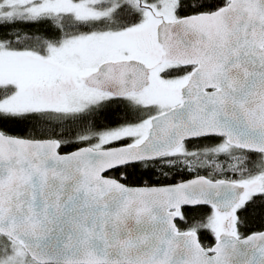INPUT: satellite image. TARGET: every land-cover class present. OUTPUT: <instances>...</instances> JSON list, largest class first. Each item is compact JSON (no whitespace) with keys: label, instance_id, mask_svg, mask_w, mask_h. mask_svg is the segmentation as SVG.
Listing matches in <instances>:
<instances>
[{"label":"snow or ice","instance_id":"obj_1","mask_svg":"<svg viewBox=\"0 0 264 264\" xmlns=\"http://www.w3.org/2000/svg\"><path fill=\"white\" fill-rule=\"evenodd\" d=\"M0 264H264V0H0Z\"/></svg>","mask_w":264,"mask_h":264}]
</instances>
